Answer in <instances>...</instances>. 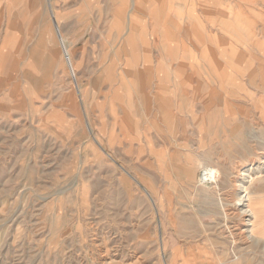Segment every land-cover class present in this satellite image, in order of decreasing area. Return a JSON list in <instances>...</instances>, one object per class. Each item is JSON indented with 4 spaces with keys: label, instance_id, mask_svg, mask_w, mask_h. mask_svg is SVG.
Masks as SVG:
<instances>
[{
    "label": "rangeland",
    "instance_id": "obj_1",
    "mask_svg": "<svg viewBox=\"0 0 264 264\" xmlns=\"http://www.w3.org/2000/svg\"><path fill=\"white\" fill-rule=\"evenodd\" d=\"M0 264H264V0H0Z\"/></svg>",
    "mask_w": 264,
    "mask_h": 264
},
{
    "label": "bare ground",
    "instance_id": "obj_2",
    "mask_svg": "<svg viewBox=\"0 0 264 264\" xmlns=\"http://www.w3.org/2000/svg\"><path fill=\"white\" fill-rule=\"evenodd\" d=\"M261 30V29H260ZM62 44V46H63V49H64V54L65 55H67L68 54V50H67V46L65 45V42L62 40V42H61ZM67 57V56H66ZM69 65L72 67V65H71V60L69 61ZM70 67V68H71ZM248 197V196H247ZM247 200H246V195L245 196H242V197H240L239 198V204H241V205H243V206H246L245 205V202H246ZM250 211H248V210H243V214H246V215H248V216H251L250 214ZM239 228V227H238Z\"/></svg>",
    "mask_w": 264,
    "mask_h": 264
}]
</instances>
